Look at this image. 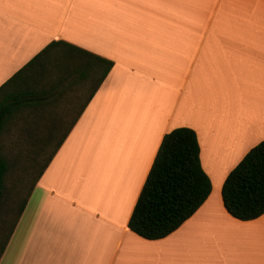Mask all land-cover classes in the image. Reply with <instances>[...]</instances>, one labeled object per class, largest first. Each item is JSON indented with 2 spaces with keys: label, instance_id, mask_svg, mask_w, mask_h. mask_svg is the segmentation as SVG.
Returning <instances> with one entry per match:
<instances>
[{
  "label": "crops",
  "instance_id": "obj_1",
  "mask_svg": "<svg viewBox=\"0 0 264 264\" xmlns=\"http://www.w3.org/2000/svg\"><path fill=\"white\" fill-rule=\"evenodd\" d=\"M53 41L114 66L82 110L89 80L17 112L22 135L62 138L7 264H264V215L235 219L221 195L264 140V0H0V87ZM181 127L197 134L212 192L175 232L147 240L129 220L164 136Z\"/></svg>",
  "mask_w": 264,
  "mask_h": 264
},
{
  "label": "trees",
  "instance_id": "obj_2",
  "mask_svg": "<svg viewBox=\"0 0 264 264\" xmlns=\"http://www.w3.org/2000/svg\"><path fill=\"white\" fill-rule=\"evenodd\" d=\"M57 44L72 50L74 58L53 60L50 56H41L46 49ZM37 57L40 59L37 60ZM96 60H103L105 66L110 64V71L114 66L112 61L95 56L72 44L64 41L51 42L10 79L14 81L11 86L5 87L7 82L0 87V136H3L5 128L16 118L17 112L27 103L33 102L32 98L36 94H50L67 81L75 85L82 80H89L91 92L94 78L89 65L94 64ZM34 61H36L35 64H33ZM29 65H32V68H29ZM99 87L91 92L89 100ZM24 136L30 147L28 150L19 149V147L12 149L13 158L11 159L15 163L25 156V152L41 150L34 145L36 142L49 141L52 137L33 134ZM55 153L54 150L42 167V174ZM247 154L229 173L221 190L226 211L233 218L241 221L256 220L264 215V152H256L250 158H247ZM15 166L0 152V220L3 226L13 220L2 247H6L24 210L28 196L23 199L18 213L14 215V203L19 202L21 193L16 180L11 181L12 177L9 179L11 184L5 185V176ZM205 174L207 175L201 164V147L196 132L193 129L181 127L167 133L129 220V229L147 240L163 239L175 232L209 198L210 195L205 197L208 191ZM207 177L209 178L208 175ZM31 189L32 186L27 194Z\"/></svg>",
  "mask_w": 264,
  "mask_h": 264
},
{
  "label": "rangeland",
  "instance_id": "obj_3",
  "mask_svg": "<svg viewBox=\"0 0 264 264\" xmlns=\"http://www.w3.org/2000/svg\"><path fill=\"white\" fill-rule=\"evenodd\" d=\"M18 124L19 120L16 116V118H14L8 125L9 127L7 126L5 128L2 136L3 141L2 143H0V152L9 159L11 164L14 163L16 165L15 167H13V170L9 171L5 176V185L8 186V184H11L12 180H16L17 187L19 185V192L21 193V195H19V202L14 203V215L18 213L21 202L27 196L28 190L32 185V179L35 177L36 173L40 172L42 167L47 163L48 158L51 156L54 151V148H56L62 138V136H56L54 139L52 138V140H50V142L52 143H50L49 149L47 150L41 149L32 152H25V156L21 157L18 160V163H15V161L11 159L13 158L12 149L18 148V142H27V138L18 132ZM20 147H22V149L24 150H28L30 145H20L19 149ZM11 177L12 179L11 181H9ZM12 222L13 220L7 222L3 226V233L0 234V247H2L5 242L10 228V224Z\"/></svg>",
  "mask_w": 264,
  "mask_h": 264
},
{
  "label": "snow or ice",
  "instance_id": "obj_4",
  "mask_svg": "<svg viewBox=\"0 0 264 264\" xmlns=\"http://www.w3.org/2000/svg\"><path fill=\"white\" fill-rule=\"evenodd\" d=\"M41 56H50L53 60H59V59H69V58H74L72 50L66 49V46H63L61 44H57L52 46L50 49H46L43 53H41ZM40 57H37V60H39ZM36 61L33 62L35 64ZM29 68H32V65L28 66ZM90 71L93 75V83H92V88L91 92H94L96 88L99 87L100 83L103 82L105 77L107 76L108 72L110 71L111 65L105 66V63L103 60H96L94 64H90ZM27 70V69H26ZM14 83L13 80L8 81V83L5 85V87H9ZM91 92H88L84 98H83V104L81 105V110L83 106H85L88 102V100L91 98ZM74 123V120H73ZM3 137L0 136V143H2ZM256 152H264V140H261L257 145L252 147L248 154L247 158H250L252 155H254ZM42 174V170L40 172H37L35 177L32 179V188L35 187L36 181L39 180L40 175ZM205 179L208 182V191L205 194V197L211 194V182L210 178L207 177L205 174ZM3 233V222L0 220V234ZM5 252L6 248L5 247H0V264H7V261L5 259Z\"/></svg>",
  "mask_w": 264,
  "mask_h": 264
}]
</instances>
